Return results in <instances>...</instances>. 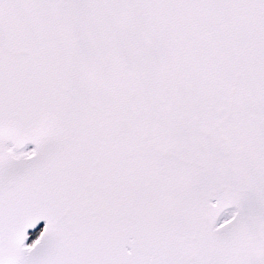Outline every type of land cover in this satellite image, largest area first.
<instances>
[{"label": "snow or ice", "instance_id": "1", "mask_svg": "<svg viewBox=\"0 0 264 264\" xmlns=\"http://www.w3.org/2000/svg\"><path fill=\"white\" fill-rule=\"evenodd\" d=\"M0 264H264V0H0Z\"/></svg>", "mask_w": 264, "mask_h": 264}]
</instances>
